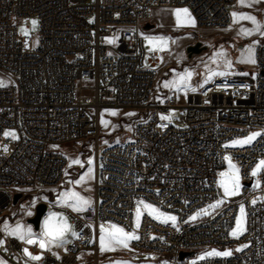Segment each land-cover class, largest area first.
I'll use <instances>...</instances> for the list:
<instances>
[{
    "label": "built area",
    "instance_id": "2783aa9c",
    "mask_svg": "<svg viewBox=\"0 0 264 264\" xmlns=\"http://www.w3.org/2000/svg\"><path fill=\"white\" fill-rule=\"evenodd\" d=\"M236 1L0 0V74L6 79L0 87V218L28 191L59 187L71 147L90 142L97 161L94 201L70 215L75 235L41 248L39 240L47 238L39 232L32 244L4 234L1 255L16 264H116L100 258L96 227L103 222L139 237L130 242L133 253L153 256L125 264H264V170L259 187L252 175L264 160V41L255 45V76L237 65L232 77L218 70L202 88L167 93L159 87L160 55L144 47L152 9L187 7L198 29L223 32L232 26ZM32 19L38 32L19 33ZM212 62L220 66L224 59ZM194 70L199 76L203 67ZM105 107L137 112L123 142L103 141L99 118ZM172 109L181 111L175 124L161 119ZM6 130L15 138L5 137ZM254 131L261 135L253 142L230 146ZM123 146H133V154L123 155ZM228 154L242 190L223 202L218 174ZM127 176H134V186H124ZM17 193L22 197L14 204ZM141 201L175 216V224L144 213L137 227ZM217 202L210 215L198 218ZM45 203L42 220L52 207ZM241 208L245 229L234 238ZM212 247L239 249L190 262ZM181 253L187 254L181 259Z\"/></svg>",
    "mask_w": 264,
    "mask_h": 264
},
{
    "label": "rangeland",
    "instance_id": "374dc122",
    "mask_svg": "<svg viewBox=\"0 0 264 264\" xmlns=\"http://www.w3.org/2000/svg\"><path fill=\"white\" fill-rule=\"evenodd\" d=\"M240 0H237L233 9V13H237V18L234 21L232 19V26L229 30L223 32H213L204 29H198L195 22L194 24L189 22V19L194 21L191 18L190 11L187 7H171V8H154L152 9L151 16L149 18L148 23L154 25L153 28L146 31L144 35V47L146 52L149 53H157L160 55L161 63L157 65L156 68L159 69V87L164 90L166 93L167 89H174L177 92H183L186 89H199L204 87L208 81L211 79L214 73L218 70L223 71L226 76H233V73L230 72L235 66L240 65L244 70L242 74L255 76L257 74L256 61L255 63L248 61L249 49H252V58L255 60L254 52L255 45L258 42L264 41V0H243L241 5L239 4ZM187 9V14L183 11L180 12L179 23L177 21V10ZM240 15H250L256 18L257 22L261 25L259 31H253L251 35H244L242 29H255V25L250 20L239 19ZM37 21L36 26L34 27L32 21ZM38 20L32 19L28 23H23L19 27V33L24 36L31 37L38 32ZM23 29V31H22ZM148 38H164L153 39L150 40ZM202 43V46L205 49L199 54H193L192 57L188 56L187 47L191 45H195L196 43ZM217 53H223L221 57L224 59V63L220 66H216L213 64V58L217 57ZM165 54V59L163 61L162 55ZM240 56L244 57V62ZM149 57H146V60ZM226 61L230 62V66L226 63ZM201 66L203 70L200 71V75H195V68ZM185 72H190L191 76L187 79V88L180 87H165V83L179 80L180 76L184 75ZM6 85L5 77L0 74V87ZM168 117V119L174 124L179 120L181 116V111L179 109H172L169 113L162 112L161 117ZM138 118L137 112L133 109L127 107L120 108H111L105 107L100 111L99 118V126H100V135L104 138L103 141L106 142H123L126 138H128L131 134L132 125L131 123ZM5 133H13L11 130H6L4 132L5 137H9L11 135H5ZM259 133V132H252ZM248 136L239 138L231 142L230 146L237 148L241 146H245L248 144H239L237 141H243ZM258 137V136H257ZM256 137V138H257ZM255 138V139H256ZM254 139V140H255ZM253 140V141H254ZM102 141V142H103ZM252 141V142H253ZM64 149H69L68 146L64 147ZM227 158H230L231 163L236 167V163L231 154L227 155ZM74 160H79L80 163H72ZM91 161V163H89ZM261 161V160H260ZM259 161V162H260ZM96 157L93 155V152L90 147V142L84 144L82 147L76 146L71 147L69 151L68 157V166L67 171L65 173V177L62 181V184L56 188H42L39 190L32 189L28 191V195L25 197L24 201L18 207H13L7 209V213L4 214L0 218V239L2 236L10 235L9 231L14 228L17 223L23 225L25 228L32 227L27 223V217H29L28 213L32 211V206L35 202H48L52 207L49 208V213H58L67 217V222L71 226V230L67 232L65 237L69 233H75V228L70 218L71 215H78L81 211H74L71 207H68L66 204L62 203V194L68 192H77L81 197L88 201V204L83 205V209L88 205L92 204L95 196V181H96ZM258 162V163H259ZM257 163V164H258ZM256 164V165H257ZM238 168V167H237ZM256 166L254 167V169ZM253 169V170H254ZM228 173L231 174V170L229 169V160L226 159V167L223 168L218 174V183L220 186L221 176L220 173ZM262 170L258 172V174L254 177V186H257V181H259L260 185V174ZM239 175V190L238 194L242 190V181L240 172ZM83 178V179H82ZM77 181H80L77 183ZM221 187V186H220ZM222 188V187H221ZM223 189V188H222ZM224 191V190H223ZM225 196L226 199H223L225 202L227 199L237 196ZM225 195V194H224ZM216 207H219L221 203H216ZM54 207V208H53ZM59 209V210H55ZM140 209L141 216L144 213H148L147 210L144 209L143 204L138 203L136 205V214L137 209ZM64 210V211H63ZM214 208L207 209V214L201 213L198 215V218L206 217L212 213ZM68 213H67V212ZM83 211V210H82ZM70 213V214H69ZM167 215H171L169 213H165ZM172 216V215H171ZM153 217V216H152ZM161 221L160 219H157ZM240 221V227L234 230L237 231L236 235L232 236L234 238L239 237L244 229H245V220L243 212L238 216L237 221ZM43 222H41V230L40 233L43 232ZM7 223L9 226V231H5L4 225ZM168 223H172L169 221ZM101 226L106 230L105 235L109 231H112L109 224H105L101 222L96 227V232L99 237H101ZM118 226V225H116ZM120 227V226H118ZM124 229V228H123ZM125 230V229H124ZM125 232H127L125 230ZM129 233V232H128ZM42 236V235H41ZM13 238L19 239L17 236H12ZM21 240V239H20ZM133 240V239H132ZM132 240H127V247L123 244H112L109 245L107 240L105 241V250H101L100 244V258L102 260H106L108 262L116 263V264H125L130 262H140L142 260H146L148 258H153V256L146 255L140 256L138 254L133 253L131 249L130 242ZM6 244V239L3 238L1 244ZM239 247L234 249L233 247H212L206 250L201 251L197 255L190 257V262H198L202 260H206L209 258H223L229 257L234 254L235 251H238ZM217 252H229L230 255L227 256H207L206 253L211 251ZM204 257V259H200V257Z\"/></svg>",
    "mask_w": 264,
    "mask_h": 264
},
{
    "label": "snow or ice",
    "instance_id": "6c2138e0",
    "mask_svg": "<svg viewBox=\"0 0 264 264\" xmlns=\"http://www.w3.org/2000/svg\"><path fill=\"white\" fill-rule=\"evenodd\" d=\"M241 3H243V0H241ZM183 11L184 13L187 14V9H183V10H177V21L179 23V19H180V12ZM233 18L234 21L237 18V13H233ZM239 19H245V20H250L256 27L255 29H242L243 34L244 35H251L253 31H259L261 28V25L259 24V22H257L256 18L250 15H240ZM189 22L194 24V21L189 19ZM33 26L35 27L37 24V21L33 20L32 21ZM23 31V29H22ZM264 34V33H262ZM146 39H149L150 42L153 39H160L163 40L164 38H148L146 37ZM249 56H248V61L255 63V60L252 58V49H249ZM217 56H221L223 55V53H217ZM226 63L228 64V66H230V62L226 61ZM221 75H223L224 73H220ZM191 76L190 72H185L184 75L180 76L179 80H173L170 82L165 83V87H176V88H180V87H184L187 88V79ZM192 91H195V89H192ZM161 119H168V117H164L162 116ZM5 135H12L13 138H15L13 133H5ZM261 135V133H253L252 135H250L249 137H247L245 140L243 141H237L236 143L239 144H248L251 143L257 136ZM226 159L229 160V169L231 170V174L228 173H224L221 172L220 176H221V180H220V186L223 188L224 190V194L225 196H231V195H236L238 194V190L240 187L239 184V169L231 163L230 158ZM72 163H80L79 160H74L72 161ZM89 163H91V161H89ZM264 170V160H261L257 165L256 168L252 171V175L256 176L258 174L259 171ZM83 179V178H82ZM80 181H77V183H79ZM257 186H259V181H257ZM62 203L66 204L68 207H71L74 211H82L83 209V205L88 204V201L85 200L83 197H81L79 195V193L77 192H68V193H64L62 194ZM141 204H143V207L145 210H147L148 215L153 216V218L155 219H160L161 222L163 223H168L169 221H171L173 224H175L176 222V217L175 216H171V215H167L164 212H161L158 208L154 207L151 204H147L144 203L143 201L140 202ZM220 203V202H217ZM217 205H209V207L211 208H215ZM241 212H243V208H241ZM201 213L203 214H207V211L202 209ZM201 213H197V216L200 215ZM28 215H31V212L28 213ZM141 216V211L138 208L137 209V227H139V219ZM197 217L193 216L191 217V219L195 220ZM240 227V221H237V228ZM110 228L112 229V231H109L107 233V235H105L106 230L104 229L103 226H101V237H100V244H101V250H105V241L107 240L109 245L112 244H123L125 247H127V240H132V239H138L139 237H137L136 235H134L133 233H128L125 232V230L122 227H118L116 225H110ZM4 229L5 231H9V226L7 225V223H5L4 225ZM71 230V226L68 224L67 222V217L63 216L62 214H58V213H49V216L47 219L44 220L43 222V232H42V237H46L47 240L41 238L39 240V245L41 248H44L46 243L47 244H52V243H56L57 246H59V244L64 242V236L67 232H69ZM9 234L12 236H17L19 239L21 240H25L27 239V243L32 244V243H36L37 241L32 239L33 236V231L32 228L29 226L27 228H25L23 225L17 223V225L12 228L9 231ZM233 235L237 234L236 230H233ZM73 235H75V233H73ZM25 253L26 255L30 256L31 259L33 260H38L40 259L39 256H33L31 253L27 252V249H25ZM231 253L229 252H217L215 250L206 253L207 256H227L230 255ZM200 259H204V257H200Z\"/></svg>",
    "mask_w": 264,
    "mask_h": 264
},
{
    "label": "water",
    "instance_id": "95a60500",
    "mask_svg": "<svg viewBox=\"0 0 264 264\" xmlns=\"http://www.w3.org/2000/svg\"><path fill=\"white\" fill-rule=\"evenodd\" d=\"M154 25L147 24L145 26L146 30L153 28ZM205 47L202 46V43L198 42L195 45H191L187 47L188 56L192 57L193 54L201 53ZM264 76V72L261 73ZM22 197L21 193H17L14 196L13 203L16 204L18 200ZM48 210V205L45 202H41L35 207V214L32 217L27 219V223L33 227L35 232H40L41 230V222L43 214ZM187 253H181L180 258L182 259Z\"/></svg>",
    "mask_w": 264,
    "mask_h": 264
},
{
    "label": "bare ground",
    "instance_id": "6f19581e",
    "mask_svg": "<svg viewBox=\"0 0 264 264\" xmlns=\"http://www.w3.org/2000/svg\"><path fill=\"white\" fill-rule=\"evenodd\" d=\"M133 154V146H123V155ZM124 186H134V176L124 178Z\"/></svg>",
    "mask_w": 264,
    "mask_h": 264
},
{
    "label": "crops",
    "instance_id": "0c3cea01",
    "mask_svg": "<svg viewBox=\"0 0 264 264\" xmlns=\"http://www.w3.org/2000/svg\"><path fill=\"white\" fill-rule=\"evenodd\" d=\"M238 5H241V0L239 1V4ZM190 15H191V18L193 19V16H192V14L190 13ZM194 20V19H193ZM254 56H255V52H254ZM241 57V59L243 60V62L245 61L244 60V57L243 56H240ZM55 210H59V209H56L55 208ZM64 211V210H63ZM67 212V211H66ZM68 213V212H67ZM70 214V213H69ZM71 215V214H70ZM32 228V231H33V236L32 237H36V232L33 230V227H31ZM39 235H41V233L39 232L38 233ZM0 264H16V263H14L13 261H11V260H9V259H7L5 256H3V255H1L0 254Z\"/></svg>",
    "mask_w": 264,
    "mask_h": 264
}]
</instances>
